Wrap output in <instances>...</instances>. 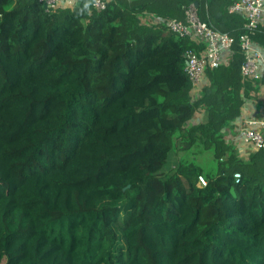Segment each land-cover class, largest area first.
Listing matches in <instances>:
<instances>
[{
  "label": "trees",
  "instance_id": "1",
  "mask_svg": "<svg viewBox=\"0 0 264 264\" xmlns=\"http://www.w3.org/2000/svg\"><path fill=\"white\" fill-rule=\"evenodd\" d=\"M92 2L0 0V264H264V147L242 159L224 135L258 83L235 45L192 95L183 52L201 46L165 25L190 3L231 35L244 18L230 0ZM194 145L210 168L164 172Z\"/></svg>",
  "mask_w": 264,
  "mask_h": 264
},
{
  "label": "built area",
  "instance_id": "2",
  "mask_svg": "<svg viewBox=\"0 0 264 264\" xmlns=\"http://www.w3.org/2000/svg\"><path fill=\"white\" fill-rule=\"evenodd\" d=\"M48 9H56L60 4L72 7L77 0H41ZM96 9H103L107 0H92ZM229 13H239L244 18L241 32L231 35L215 29L201 20L194 3L184 7L183 19L165 20L168 31L177 37L190 38L201 46L199 51L186 49L183 52V70L191 83V93L200 86L206 69L220 66L226 60L227 53L238 45L243 56L240 74L244 80L264 76V60L254 46L252 36L259 26H264V0H230ZM194 95V94H193ZM237 129L242 141L254 150L264 147V117L242 118ZM206 184L202 175L197 176V186Z\"/></svg>",
  "mask_w": 264,
  "mask_h": 264
},
{
  "label": "crops",
  "instance_id": "3",
  "mask_svg": "<svg viewBox=\"0 0 264 264\" xmlns=\"http://www.w3.org/2000/svg\"><path fill=\"white\" fill-rule=\"evenodd\" d=\"M254 46L260 53L262 59L264 60V48L257 47L255 44ZM203 80L204 79L202 78L200 86L195 89L192 95L194 94L196 96H199L200 88L202 87L203 84L208 82L207 78L205 79L204 82ZM255 80L258 83L257 89L254 91H251L250 97L246 99L245 102L243 103L241 107V113H240L238 122L242 118L264 117V76H260ZM201 115L203 114L201 113L197 116H194V120L199 119ZM237 123L234 127L232 126L227 127L225 129L224 135H225L226 140L233 145L238 156L242 159H247L249 154L252 151H254V149L250 145L245 144L242 141L239 135V131L237 129Z\"/></svg>",
  "mask_w": 264,
  "mask_h": 264
},
{
  "label": "rangeland",
  "instance_id": "4",
  "mask_svg": "<svg viewBox=\"0 0 264 264\" xmlns=\"http://www.w3.org/2000/svg\"><path fill=\"white\" fill-rule=\"evenodd\" d=\"M180 159L186 161H193L200 165L202 168H210L212 166V155L206 150L202 149L201 145H194L191 150L179 151L171 150L169 152L164 172L170 173L176 168V165ZM89 206V201L85 198L75 197L72 201V208L76 210H83Z\"/></svg>",
  "mask_w": 264,
  "mask_h": 264
},
{
  "label": "water",
  "instance_id": "5",
  "mask_svg": "<svg viewBox=\"0 0 264 264\" xmlns=\"http://www.w3.org/2000/svg\"><path fill=\"white\" fill-rule=\"evenodd\" d=\"M195 6H197V4L195 3Z\"/></svg>",
  "mask_w": 264,
  "mask_h": 264
}]
</instances>
